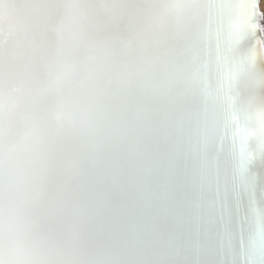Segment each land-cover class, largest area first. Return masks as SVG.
Masks as SVG:
<instances>
[{"label":"snow or ice","instance_id":"obj_1","mask_svg":"<svg viewBox=\"0 0 264 264\" xmlns=\"http://www.w3.org/2000/svg\"><path fill=\"white\" fill-rule=\"evenodd\" d=\"M256 0H0V264H264Z\"/></svg>","mask_w":264,"mask_h":264},{"label":"bare ground","instance_id":"obj_2","mask_svg":"<svg viewBox=\"0 0 264 264\" xmlns=\"http://www.w3.org/2000/svg\"><path fill=\"white\" fill-rule=\"evenodd\" d=\"M256 5H257V12L259 13L258 20H257V25L259 28V39H260V48L264 50V25L261 22V19L263 18V13L260 11V0H256Z\"/></svg>","mask_w":264,"mask_h":264},{"label":"rangeland","instance_id":"obj_3","mask_svg":"<svg viewBox=\"0 0 264 264\" xmlns=\"http://www.w3.org/2000/svg\"><path fill=\"white\" fill-rule=\"evenodd\" d=\"M260 11L263 13V18L261 19V22L263 23L264 22V0H260ZM262 25H264V23Z\"/></svg>","mask_w":264,"mask_h":264}]
</instances>
